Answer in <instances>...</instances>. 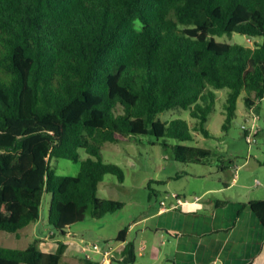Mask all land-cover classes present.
<instances>
[{"label": "trees", "instance_id": "1", "mask_svg": "<svg viewBox=\"0 0 264 264\" xmlns=\"http://www.w3.org/2000/svg\"><path fill=\"white\" fill-rule=\"evenodd\" d=\"M233 33L259 40H216ZM210 89L228 90L223 132L240 95L247 110L264 98V0H0V231L37 222L44 194L61 233L120 210L98 197L106 175L124 181L103 161L105 143L150 135L175 161L202 164L210 151L185 145L187 122L157 116L188 111L209 138ZM53 159L78 165L76 175H58ZM248 205L264 228V200ZM63 250L0 247V264H60Z\"/></svg>", "mask_w": 264, "mask_h": 264}, {"label": "rangeland", "instance_id": "2", "mask_svg": "<svg viewBox=\"0 0 264 264\" xmlns=\"http://www.w3.org/2000/svg\"><path fill=\"white\" fill-rule=\"evenodd\" d=\"M216 40L249 48L254 45L252 39L236 33L216 37ZM210 90L215 94V101L205 126L209 138L191 130L196 120L189 116L188 111L169 110L157 116L161 121L180 119L187 122L194 140L185 145L210 151V157L204 159L202 164L185 165L175 161L171 151L165 149L161 141L155 143L150 135L132 136L127 142L105 143L101 148L103 161L117 165L123 172L124 181L119 183L114 176L106 175L98 187V197L121 202L123 207L120 210L100 219L86 215L82 222L71 225L61 233L48 223L49 195L44 194L38 221L17 234L0 231V247L24 249L37 240L41 251L55 252L57 244L62 243L64 250L60 264H101L105 251L110 252V264H169L164 259L151 257V247L160 251L163 249L162 237L153 230H142L153 225L152 222H144L143 218L155 212L162 202V207H167L174 201L173 195H178L181 200L193 201L194 195H200L204 188L221 190L208 194L206 197L210 199L229 200L227 198L243 195L242 180L228 191H224V183L232 179L234 168L238 169V166L249 162L251 157L261 162L264 159L261 154L264 153V101L256 105L254 113H250L244 106L243 95H240L236 104V118L223 132V106L228 90ZM254 115L260 117L256 121L260 131L255 136V143H247L240 127H247L245 120L252 125ZM167 143L171 145L173 142ZM51 164L58 175L75 176L78 171V165L69 160L53 159ZM243 172L245 170L240 174ZM124 228L127 229L128 258L129 253L133 252V259L127 261L121 256L120 243L115 241L119 231ZM93 246L98 249L95 250Z\"/></svg>", "mask_w": 264, "mask_h": 264}, {"label": "crops", "instance_id": "3", "mask_svg": "<svg viewBox=\"0 0 264 264\" xmlns=\"http://www.w3.org/2000/svg\"><path fill=\"white\" fill-rule=\"evenodd\" d=\"M254 108L250 113H254ZM257 119L260 117L254 115L252 125L244 121L247 129H252L253 143L260 131ZM259 160L251 157L249 162L234 168L232 179L224 183V191H228L242 180L245 194L229 200L210 199L206 197L208 194L221 190L204 188L200 195H194L197 201L184 200L186 203L180 206L173 199L167 207L160 206L143 218L153 225L142 230H153L162 237V254L151 247V257L169 264H264V228L248 205L264 200V159ZM119 245L124 260L133 259V252L130 258L127 251L123 256L128 245L126 238ZM104 264H110L109 259Z\"/></svg>", "mask_w": 264, "mask_h": 264}, {"label": "built area", "instance_id": "4", "mask_svg": "<svg viewBox=\"0 0 264 264\" xmlns=\"http://www.w3.org/2000/svg\"><path fill=\"white\" fill-rule=\"evenodd\" d=\"M241 130L243 131V132H245V133H247L246 135H245V141L247 142V143H251L253 140H252V136H251V130L249 129H247V127L246 126H244V125H242L241 127ZM173 199L176 201V205H183V204H185L186 203V201H184L183 200V202H182V200L181 199H179V198H177V196L176 195H173ZM198 199L197 198H194V201H197ZM163 205V202L161 203V206ZM93 248L95 249V250H97L98 248L96 247V246H93ZM109 254H110V252L109 251H105V252H103V262L101 263V264H104V263H106V261L108 260V258L109 257H111V256H109Z\"/></svg>", "mask_w": 264, "mask_h": 264}, {"label": "water", "instance_id": "5", "mask_svg": "<svg viewBox=\"0 0 264 264\" xmlns=\"http://www.w3.org/2000/svg\"><path fill=\"white\" fill-rule=\"evenodd\" d=\"M252 39H253V41H258V40H259L258 37H253ZM129 258H130V253H129ZM127 259H128V258H127ZM125 260H126V259H125Z\"/></svg>", "mask_w": 264, "mask_h": 264}]
</instances>
